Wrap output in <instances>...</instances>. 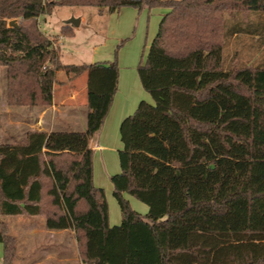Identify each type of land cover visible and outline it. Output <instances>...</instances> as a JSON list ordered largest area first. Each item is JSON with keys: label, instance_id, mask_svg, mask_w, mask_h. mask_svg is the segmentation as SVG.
<instances>
[{"label": "trees", "instance_id": "16d2710c", "mask_svg": "<svg viewBox=\"0 0 264 264\" xmlns=\"http://www.w3.org/2000/svg\"><path fill=\"white\" fill-rule=\"evenodd\" d=\"M76 4L168 8L136 67L152 102L119 124V171L109 177L117 225L93 184L90 146L117 88L116 57L63 64L39 26L53 7ZM237 33L257 37L256 60L227 63ZM0 65L10 105H48L55 70L70 68L84 75L86 107L82 130L0 143V216L41 215L48 230H72L81 264H264V0H0ZM0 247V264H11L1 218Z\"/></svg>", "mask_w": 264, "mask_h": 264}, {"label": "rangeland", "instance_id": "374dc122", "mask_svg": "<svg viewBox=\"0 0 264 264\" xmlns=\"http://www.w3.org/2000/svg\"><path fill=\"white\" fill-rule=\"evenodd\" d=\"M163 7L137 9L133 6H122L118 13L110 17V14L98 11L94 5H59L53 7L51 12L43 14L39 23L40 28L45 30L46 35L54 42L52 46L57 50L58 55L60 51L62 52L63 61L88 62L90 59H95V61L109 62L115 56L118 68L127 70L124 66L134 63L137 74L136 67L144 62L147 47L155 35L160 16L165 13L160 10ZM71 16H81L78 18L83 22L77 26L65 23L66 26L61 29V26L65 25L63 21ZM255 19V15L250 16V20ZM70 30L74 32L73 35H67ZM223 50L227 63L235 57L237 62L250 63L260 55L257 37L245 33H237L229 37ZM57 85L58 81L53 85L52 93ZM5 95V67L0 65V143L20 142L26 131L20 127L17 129L12 123V105L5 101ZM147 100H151L150 96ZM34 110L30 116L35 115ZM24 111L22 110V115H25ZM46 114L49 116L51 113ZM117 131L115 134L109 131L102 138L100 143L103 146L96 148L92 162L95 181L100 182L99 187L104 190L108 216L110 220L117 216L119 223L121 215L112 195V184L109 179L110 175L119 170L117 150L121 143ZM124 197L132 209L140 214L146 213L145 203L129 194H125ZM0 218L14 237L16 253L11 264H60L63 260L69 264H81L72 232L46 229L41 215H1ZM29 227L33 228V233H30Z\"/></svg>", "mask_w": 264, "mask_h": 264}, {"label": "crops", "instance_id": "0c3cea01", "mask_svg": "<svg viewBox=\"0 0 264 264\" xmlns=\"http://www.w3.org/2000/svg\"><path fill=\"white\" fill-rule=\"evenodd\" d=\"M120 9L121 7L111 13H108L110 14L109 16L112 17L114 14L118 13ZM160 10H162V12H166L168 8L164 6L163 8H160ZM42 16L43 14L39 16L38 20L42 18ZM43 19L45 20V18ZM81 22L83 21H79V24ZM59 59L60 62L63 64H80L82 62H85V61H76V62L63 61L64 59H62L61 51L59 54ZM88 62H95V59H90V61ZM124 67L127 70L125 69L122 70L121 68H118L116 91L113 94L111 104L104 117L97 138L92 139L90 142V146L93 149L92 160L96 148L103 146L100 143L102 138L105 137L109 131L112 134H115L116 130L119 129L120 121L126 115L130 114L134 110L137 103L140 100H142V98H144L143 100H147L148 97L150 96L142 88L138 80V75L134 70V63H131L130 66L127 65ZM55 73H56V81H58V85L51 94L50 103L46 107L38 108L33 105L11 106L12 116H13L11 121L17 127V129H19L20 127L21 129H24V131L26 132L29 130H43L49 132L51 130H56V129L82 130L84 128L85 115H86V107L84 104V90H85L84 75L83 74L75 75L74 70L70 68H57L55 70ZM148 102H152V100ZM33 109H35L34 110L35 115L30 116V113H32ZM22 110H25L24 111L25 115L24 114L22 115ZM47 112L51 114L48 116L46 114ZM117 132L119 135V130ZM121 147H122V143L120 148ZM92 180L95 186L99 187L101 185L100 182L98 183L95 181L93 162H92ZM125 194L127 193H124V195ZM117 219H118L117 216H114V219L110 220L108 216V224L109 225L119 224L120 222L117 223L118 222ZM113 223H117V224H113ZM29 231L30 233H33L32 232L33 228L29 227ZM57 231H70V233L72 232V230L70 229H61ZM60 264H69V263L66 262V260H63Z\"/></svg>", "mask_w": 264, "mask_h": 264}, {"label": "water", "instance_id": "95a60500", "mask_svg": "<svg viewBox=\"0 0 264 264\" xmlns=\"http://www.w3.org/2000/svg\"><path fill=\"white\" fill-rule=\"evenodd\" d=\"M79 21H80V19L78 17L71 16L68 19H66L64 21V23H68V24H71L73 26H77L79 24ZM15 24H16V22L14 19H11L8 21V25H15Z\"/></svg>", "mask_w": 264, "mask_h": 264}, {"label": "built area", "instance_id": "2783aa9c", "mask_svg": "<svg viewBox=\"0 0 264 264\" xmlns=\"http://www.w3.org/2000/svg\"><path fill=\"white\" fill-rule=\"evenodd\" d=\"M52 44L54 45V42H52Z\"/></svg>", "mask_w": 264, "mask_h": 264}]
</instances>
